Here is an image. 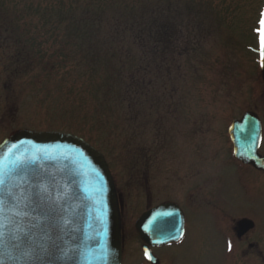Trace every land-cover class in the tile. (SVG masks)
I'll return each mask as SVG.
<instances>
[{
    "label": "rangeland",
    "instance_id": "rangeland-1",
    "mask_svg": "<svg viewBox=\"0 0 264 264\" xmlns=\"http://www.w3.org/2000/svg\"><path fill=\"white\" fill-rule=\"evenodd\" d=\"M262 4L263 0H0V26H10L30 43L33 38L35 55L45 50L50 56L54 50L49 35L55 34L64 36L55 39L56 49L62 44L74 59L82 57L77 53L83 49L105 60L104 70L95 74L98 77L87 74L82 82L64 71L34 80L13 77L10 121L4 122V108L0 107V143L11 132L24 129L60 130L82 136L101 151L120 195L125 264H145L136 220L149 205L166 202L180 205L188 224L180 244L158 251L163 264H239L229 249L230 219H251L257 226L255 234L264 236V173L234 161L227 132L233 119L255 111L263 122L264 135L262 70L256 53L249 49L257 48L254 32ZM167 8L179 32L192 44L197 40V56L184 58L182 74L170 84L173 98L165 94L168 101L161 95L160 61L151 66L158 73L148 90L154 108L145 103L150 93H142L138 124L130 128L125 108L111 102L116 90H103L96 99L94 84L113 82L110 75L119 71L117 59H111L108 50L117 55L124 48L144 55L146 47H133L125 37L136 31L130 27L149 23L150 17ZM56 13L77 22L87 16L99 25L52 28ZM80 31L87 35L74 39L73 34ZM117 31L121 38L115 37ZM16 33L13 37L19 38ZM1 38L0 61L12 50L11 36ZM2 67L7 66H0V74ZM0 99L3 103V97ZM104 99L105 117L112 127L105 131L93 113L95 108L101 109ZM261 153L264 155V145ZM257 262L252 259V264Z\"/></svg>",
    "mask_w": 264,
    "mask_h": 264
},
{
    "label": "water",
    "instance_id": "water-1",
    "mask_svg": "<svg viewBox=\"0 0 264 264\" xmlns=\"http://www.w3.org/2000/svg\"><path fill=\"white\" fill-rule=\"evenodd\" d=\"M261 60L264 74L262 43ZM232 130L237 155L264 169V158L257 153L258 116L246 113ZM253 139L256 146L251 144L250 155L242 146ZM0 161L7 173L3 191H11L15 200L13 205L6 195L2 197L6 225L0 236L2 264L122 263L119 197L100 152L71 134L21 131L0 146ZM17 211L19 216L14 217ZM252 225L240 224L245 229ZM136 229L150 245L178 241L184 233L181 210L173 204L162 205L145 213Z\"/></svg>",
    "mask_w": 264,
    "mask_h": 264
},
{
    "label": "trees",
    "instance_id": "trees-1",
    "mask_svg": "<svg viewBox=\"0 0 264 264\" xmlns=\"http://www.w3.org/2000/svg\"><path fill=\"white\" fill-rule=\"evenodd\" d=\"M152 1V0H148ZM143 3V2H140ZM137 3V5H140ZM55 8V6H54ZM48 13L49 9H47ZM54 10V9H53ZM56 12V11H53ZM171 9L167 8V11H162L156 13L154 16L150 17L149 23L145 21L136 24V27H130L131 30H135V32L130 33L125 40H128L133 47L144 46V55H137L128 51L127 49H120L119 52H115L112 50H108L110 53L111 59L116 58L118 61L119 71H115L110 78L115 80L113 82H106L104 80H100L97 84H94L97 88V96L96 99H99L101 94H103V90L105 92L110 91L111 89H115L116 92L113 96L114 100L111 101L114 106L125 108V120L129 124L130 128L135 127L138 124V106L139 99L142 96V93L149 94L151 87L154 86L153 77L155 76V81H157L158 73L154 72L151 66L156 62L160 61V65L158 69L160 70L159 74L163 73L164 82L162 83V97L165 98V94H170L173 98V91L171 89V83L174 81L173 77H179L182 73V69L184 68V58L191 54H195L197 40L195 39V43L192 44L189 38L185 33L181 31L179 32V26H175L173 20L170 18V14L168 11ZM167 15H164L166 14ZM175 12V11H174ZM51 13V15H52ZM55 14L56 25H53L52 28L59 27H72L79 26L84 29L97 27L99 22L91 19L90 17L83 16L82 20L77 22L76 20L69 19L67 15H62L61 13ZM54 17V18H55ZM174 17V13H173ZM172 17V18H173ZM13 21L12 24H15ZM124 24V22L122 23ZM0 26V35H10V41H12V50L10 52H6L3 54V58L1 59L2 74L10 76V79L19 78V77H31L33 80L35 77H39L42 74L44 75H56L55 73L64 71L70 77L75 78L76 80H80L81 82L87 80L85 75L90 74L91 77L94 76L99 70L103 71L104 68L102 66L105 63V60L96 56L94 52H83L86 50L81 49L80 52L82 57L78 59H74L71 57L69 53L65 52L66 48H62V44L56 49V44L58 43L55 40L57 37L61 38L64 36L51 34L50 42L53 43L52 49L53 52H50V56H47L45 50H40L39 54H34V51L31 47V43L34 41L32 38V42L25 41L19 33L14 32L13 28L4 24ZM26 32L29 35V30L27 25ZM79 30V29H78ZM74 30L72 32H75ZM18 34L19 38L13 37V35ZM25 34V33H24ZM25 34V35H27ZM87 34L84 31H80L77 34H73L74 39ZM121 32L117 31L115 34L116 38H121ZM192 40V39H191ZM2 40H0L1 42ZM5 39H3V42ZM63 43V42H62ZM3 43H0V48ZM194 45V47H192ZM5 55L9 56L6 57ZM8 63V65L6 64ZM6 64V65H5ZM175 69V70H174ZM36 72L37 74H35ZM145 73L144 77L142 76ZM191 75V73L189 74ZM96 76V75H95ZM98 77V76H96ZM151 78V79H150ZM152 81V82H151ZM150 82V83H149ZM156 87V85H155ZM142 88V89H141ZM76 96V89L73 88L70 90ZM158 91V90H157ZM150 98L146 95V105L148 107L154 108V99ZM169 99L165 98L164 101H168ZM163 101V105H164ZM101 104H99L101 109L95 108L94 114L96 116V121L99 122V127L102 130L112 128L110 126V122L106 119L105 116L108 114V108L105 103V99L100 100ZM142 105V103L140 104ZM111 111V110H110ZM90 115V114H89Z\"/></svg>",
    "mask_w": 264,
    "mask_h": 264
},
{
    "label": "flooded vegetation",
    "instance_id": "flooded-vegetation-1",
    "mask_svg": "<svg viewBox=\"0 0 264 264\" xmlns=\"http://www.w3.org/2000/svg\"><path fill=\"white\" fill-rule=\"evenodd\" d=\"M7 78H8V74L3 76V77L0 76V98L3 97V99H4L3 103H2V100L0 99V107L4 108L3 109L4 110V112H3L4 122L10 121L11 118L9 117V115L12 114V105H11V96L12 95H11L10 87H8L6 84ZM252 169H254L256 172H259L255 168H252ZM157 205H159V204H156L153 206L149 205L148 207H154ZM148 207H147V209H148ZM240 220H237V221L232 220L231 221V219H230V222H231L230 227L231 228L229 229L228 232H229L230 238H231V241L229 242V249H231L233 251L232 256H234L236 260L238 257L239 264H252V259L255 260L256 262L258 260L260 262V264H264V236L259 234V233L257 235L255 234L256 229H257L256 224L247 232H246V230H242L239 226V223H238ZM187 224H188L187 217L185 215V234H184V237H185L186 232H187ZM238 232H239V234H238ZM240 233H242V234L240 235ZM253 235H254V237H253ZM184 237H183V239H184ZM181 241L171 243V244L161 246V247L152 248V252L154 253L156 258L158 259V261L155 262V264H163L162 258H160L158 256V251H161L163 248H166V247H170V246H173L176 244H180ZM125 244H126V241L124 240V255H125ZM125 261H126V259L124 257L123 258V264H125ZM145 264H152V263L151 262H145Z\"/></svg>",
    "mask_w": 264,
    "mask_h": 264
},
{
    "label": "snow or ice",
    "instance_id": "snow-or-ice-1",
    "mask_svg": "<svg viewBox=\"0 0 264 264\" xmlns=\"http://www.w3.org/2000/svg\"><path fill=\"white\" fill-rule=\"evenodd\" d=\"M262 16H264V14H262ZM261 24L262 26H264V18H262L261 20ZM261 43L262 45H264V31L261 32ZM9 171H11V168H9ZM6 171H5V165L3 164L2 161H0V236H2L3 232V228L6 227V225L3 224V216H4V199L2 198L3 196H7L8 198V203L9 204H13L15 205V200H14V196L13 193L11 191L8 192H4V185H5V179L4 176L6 175ZM13 216H19V211H17L16 213H13ZM25 255H27V253H25ZM0 264H2V262H0Z\"/></svg>",
    "mask_w": 264,
    "mask_h": 264
},
{
    "label": "bare ground",
    "instance_id": "bare-ground-1",
    "mask_svg": "<svg viewBox=\"0 0 264 264\" xmlns=\"http://www.w3.org/2000/svg\"><path fill=\"white\" fill-rule=\"evenodd\" d=\"M120 203V202H119ZM120 210H121V205H120Z\"/></svg>",
    "mask_w": 264,
    "mask_h": 264
}]
</instances>
